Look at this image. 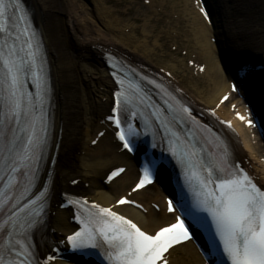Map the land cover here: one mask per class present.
Returning a JSON list of instances; mask_svg holds the SVG:
<instances>
[{
	"label": "snow or ice",
	"instance_id": "1",
	"mask_svg": "<svg viewBox=\"0 0 264 264\" xmlns=\"http://www.w3.org/2000/svg\"><path fill=\"white\" fill-rule=\"evenodd\" d=\"M116 82V115L110 119L114 120L118 139L123 148L133 150L132 138L141 135L134 122L145 129V134L153 127L163 132L161 138L167 141L184 185L192 194L187 215L206 230L210 218L212 242L206 257L214 259L215 264H264V189L230 161L226 150L205 148L208 141L198 139L194 127L186 128L189 121L195 124L190 110L162 84L149 81L159 89L161 105L138 81L125 77ZM49 98L41 41L28 26L21 0H0V264H40L29 236L40 222L49 192L47 185L34 191L49 143ZM121 113L127 116L126 127L122 126ZM157 164L153 161L151 168L142 169L132 192L153 182ZM124 171H112L109 181ZM70 202L82 210L77 215L81 227L67 237V242L86 256L91 254L89 249L100 250L107 264H169L166 254L192 239L180 216L150 234L112 208L89 205L87 200ZM117 204L131 205L135 201L121 197ZM168 211H175L171 200ZM54 259V255L47 257L48 261Z\"/></svg>",
	"mask_w": 264,
	"mask_h": 264
},
{
	"label": "bare ground",
	"instance_id": "2",
	"mask_svg": "<svg viewBox=\"0 0 264 264\" xmlns=\"http://www.w3.org/2000/svg\"><path fill=\"white\" fill-rule=\"evenodd\" d=\"M26 1L33 11L35 24L40 29L47 46L53 76L54 145L50 156L53 154L56 143L59 145L58 160L53 170V175H55L53 192L69 190L68 182L79 179L81 183L78 189L85 193L84 196L103 206H113L136 221L144 230L153 232L166 224V220L171 217H165L163 213L155 212L151 208H148L145 214L129 205L116 206L117 199H114V195L102 187L103 176L115 166H127V170L110 185L116 194L126 191L129 182L138 174L136 176L134 173L135 165L132 159L118 150L119 145L108 137V131L106 135L98 136L100 131L107 128L106 124H99V120L108 112L109 100L112 99L114 87L105 63L96 58L100 54V48L112 46L125 50L131 55L134 54L138 58L142 57L139 52L141 49L138 46L134 47L132 40L123 34L110 33V28H113L111 22L106 25L104 21L92 18L90 22L86 20V23H82L78 17L77 21L72 20L73 18L69 16L71 14L62 11L60 0ZM173 1L175 7L182 6V15L190 18L191 31L194 36L193 44L200 51L196 59L206 65V70L203 72L204 82L198 84L193 82L194 94L209 106H218L220 111L230 116L231 112L227 104L218 103L219 99L229 90L230 83L226 81L223 66L217 56V45L207 39L210 29H213L212 24H209V20L206 22L201 16L197 9V7L200 9V6L196 0ZM85 2L83 1L80 5L81 10L86 13L81 15L83 21L90 13L88 3ZM78 24L81 27H78ZM91 24H95L98 30L94 31ZM64 28H66V35ZM212 36L214 34L209 35V38ZM72 37L73 41H71ZM165 68L173 73L178 71V66L175 64H168ZM242 131L246 147L252 155H255L258 148L250 139V128L243 127ZM97 139L98 146L90 147L88 140ZM83 183H88L89 187H84ZM148 188L138 192L130 190L126 192V195L129 196L131 193L129 197L148 205L149 200L162 196V192ZM53 211H56L55 216H51V223L54 227L53 237L60 240L63 234L67 235L72 231L73 225L69 221L70 212L56 208H53ZM180 247L184 254L180 258L190 255H193V260L194 257L198 258L190 243H185ZM51 264L72 263L55 261Z\"/></svg>",
	"mask_w": 264,
	"mask_h": 264
},
{
	"label": "rangeland",
	"instance_id": "3",
	"mask_svg": "<svg viewBox=\"0 0 264 264\" xmlns=\"http://www.w3.org/2000/svg\"><path fill=\"white\" fill-rule=\"evenodd\" d=\"M83 1H87L90 12L85 21L81 19V15L86 14L80 6ZM148 1L149 3H145V0H60V7L64 13L71 14L69 16L74 21L78 17L82 23L88 20L90 22L92 18L100 19L106 25L111 22L113 28H110V33L130 38L132 45L141 49L139 52L146 56L148 63L164 67L168 64L181 66L189 63L188 59L199 51L193 44L190 18L182 15V6L175 7L173 0ZM91 26L94 31L98 30L95 24ZM78 27L81 25L78 24ZM64 33L66 35V28ZM71 39L73 41V37ZM187 73L178 71V78L190 89H194L195 85ZM202 81V78L197 79V84ZM96 146L98 145H91L92 148ZM132 183L133 181L128 187ZM111 192L115 195L114 199L121 194H115L113 190Z\"/></svg>",
	"mask_w": 264,
	"mask_h": 264
}]
</instances>
